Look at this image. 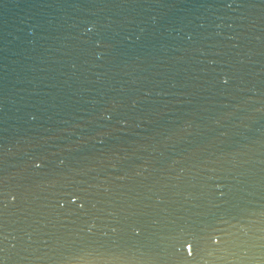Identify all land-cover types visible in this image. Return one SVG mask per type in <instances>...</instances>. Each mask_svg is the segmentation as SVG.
Here are the masks:
<instances>
[{"label": "water", "instance_id": "95a60500", "mask_svg": "<svg viewBox=\"0 0 264 264\" xmlns=\"http://www.w3.org/2000/svg\"><path fill=\"white\" fill-rule=\"evenodd\" d=\"M0 262L264 264V0H0Z\"/></svg>", "mask_w": 264, "mask_h": 264}, {"label": "snow or ice", "instance_id": "6c2138e0", "mask_svg": "<svg viewBox=\"0 0 264 264\" xmlns=\"http://www.w3.org/2000/svg\"><path fill=\"white\" fill-rule=\"evenodd\" d=\"M225 83H227V81H225ZM37 167H39V165H37ZM220 195L223 196V195H224L223 192H221ZM73 203H75V201H73ZM61 207H63V205H61ZM79 207H80V208H83L84 205L81 203V204L79 205ZM215 242H216V243H220L221 241H220L219 239H217ZM0 264H2V262H0Z\"/></svg>", "mask_w": 264, "mask_h": 264}]
</instances>
